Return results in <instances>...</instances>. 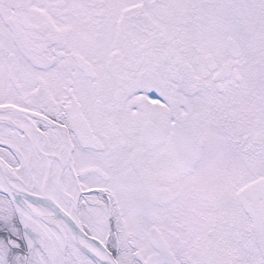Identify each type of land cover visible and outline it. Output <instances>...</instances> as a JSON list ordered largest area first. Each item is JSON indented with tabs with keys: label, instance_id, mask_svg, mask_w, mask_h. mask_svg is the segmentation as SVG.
I'll return each instance as SVG.
<instances>
[{
	"label": "snow or ice",
	"instance_id": "1",
	"mask_svg": "<svg viewBox=\"0 0 264 264\" xmlns=\"http://www.w3.org/2000/svg\"><path fill=\"white\" fill-rule=\"evenodd\" d=\"M0 264H264V0H0Z\"/></svg>",
	"mask_w": 264,
	"mask_h": 264
}]
</instances>
